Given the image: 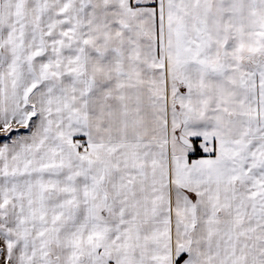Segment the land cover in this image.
<instances>
[{"label": "snow or ice", "instance_id": "snow-or-ice-1", "mask_svg": "<svg viewBox=\"0 0 264 264\" xmlns=\"http://www.w3.org/2000/svg\"><path fill=\"white\" fill-rule=\"evenodd\" d=\"M0 264H264V0H0Z\"/></svg>", "mask_w": 264, "mask_h": 264}]
</instances>
